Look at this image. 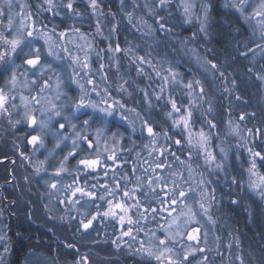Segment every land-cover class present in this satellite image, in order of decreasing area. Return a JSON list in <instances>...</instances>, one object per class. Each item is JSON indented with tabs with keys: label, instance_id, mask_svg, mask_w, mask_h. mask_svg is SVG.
<instances>
[{
	"label": "trees",
	"instance_id": "trees-1",
	"mask_svg": "<svg viewBox=\"0 0 264 264\" xmlns=\"http://www.w3.org/2000/svg\"><path fill=\"white\" fill-rule=\"evenodd\" d=\"M227 2L228 0H209L207 30L205 33H199L202 32L201 30L197 32L200 25L195 26V29L184 28L183 24H176L179 20L175 14L166 16L162 10H156L149 0H97L99 12L103 15L105 23L100 31H97L98 26L95 23H88L85 26L92 33V37L101 39L105 44L104 47L115 48L119 45L121 50L128 49L134 56L129 58L128 55H122L124 51H120L121 63L129 60L131 66L126 67L122 64L120 70L114 72L112 76L115 75L117 83L124 84L126 88V91L117 89L119 99L122 105L124 104L123 108H119V112L129 121L138 120L142 128V135H136L131 144L126 137L127 140L123 142L125 151L120 157L117 156L113 162L104 160L103 163L107 165L104 172L100 169L97 173L96 171L84 173L83 168H76L57 175L55 172L57 167L49 164V170L45 172L47 175L39 177L40 172L37 169L40 162L33 158L28 140L31 131L26 125L16 123L14 106L8 101L6 107L10 115L0 116V160L15 157L16 164L13 165L10 160L0 162V264H33L37 257H46L48 264L74 262L81 264L86 263L87 260L95 264H168L154 260V257L149 256L146 251H140L141 242L144 244L146 239L144 228L158 227L159 224L151 220L145 223L142 216L139 218L137 215L148 213L150 209L155 208L158 211L156 213L161 214L162 217L159 223L165 224L167 214L161 213L159 207L167 205V197L170 196L169 192L159 191L155 185L149 187L150 176L148 177L147 174L151 173V166L164 165L162 172L165 180L171 178L174 180L173 174L178 172L183 179H188L184 164L189 162L195 168L198 163L197 159L192 161L189 158L192 155L194 158L195 154L189 150L184 136L182 134L173 136L170 132V123L161 116L171 108L172 97H160L154 101L155 109L150 112L149 118L152 120L154 133L158 135L150 136L147 133L144 123L146 120L143 118L148 113L143 111L142 103V86H144L142 83L143 81L145 83L146 73L141 75V71H138L145 68V65L137 58L147 55L146 57L152 60V64L160 70L162 65L164 70L167 68L179 72L180 78L184 81L189 79L191 82H200L192 83L190 88L200 100V105L191 106L192 114L197 117L195 124L209 128L214 139L225 137V143H229L227 123L238 121V118L233 117L234 113L233 119L228 117L229 110L224 105L225 91L232 87V83L244 87L242 90L239 87L235 88L238 93L244 91V94L240 93L236 96L243 98L241 101L243 104L247 102L246 109L243 106L244 110L241 114L244 115V121L238 122L250 132L255 131L257 126L264 130V89L259 87L252 74L253 71L247 68L241 56L244 44L249 40V29L243 18L227 6ZM145 3H150V6H146ZM83 5L73 2L74 9H83L84 12L86 6ZM160 16L163 17L162 23L166 26V31L160 28L158 22ZM2 23L0 22V35L10 40L11 37ZM72 26L74 27V24ZM111 29L114 38L111 40L112 44L108 45L102 34L109 33ZM149 34L151 37H157L156 40L147 41ZM0 51L10 52V46L0 40ZM11 60L9 54L4 61H0L1 83L7 70L10 69ZM206 60L214 63L217 69L213 70L210 65L211 71L204 69ZM5 68L7 70H3ZM118 73H121L122 77L116 75ZM201 87L202 96L199 95ZM115 90L113 92L117 94ZM185 94V90L181 94L177 93V99L179 97L185 100ZM256 100L259 102L257 103ZM132 109L135 110L132 112H139L140 117L133 116L129 111ZM97 120L92 122V128L95 123L98 125ZM119 124L115 118L112 119L110 130L108 128L104 134L113 136L115 131L121 132L122 127L119 128L121 125ZM125 132V129H122V133ZM260 136L264 137V133ZM176 140H180V144H176ZM85 147L84 145V149ZM162 149H166L163 154H161ZM255 149L264 150L261 145L255 146ZM187 153H190V156L187 157ZM232 154L220 180L211 182L212 185L209 184L208 189L207 215L211 217L214 227L215 247L191 255L185 264H240L238 257L243 259L244 264H264V200L242 188L244 162L242 161V165L238 164L240 162L235 161L234 152ZM29 155L31 158L25 160ZM80 155L82 154L79 153L77 158L71 161L79 159ZM261 155L264 157V151ZM20 163L25 164L26 167V172L21 169L23 174L19 168ZM261 163L258 160L264 175V165L262 163L261 167ZM12 173L15 175V181L9 183ZM21 175L26 179L29 178V181L27 179L26 183L22 182ZM125 176L127 180L124 179ZM237 177L240 179L238 180ZM44 178H48L46 181H54L56 187L63 184L68 186L71 182H75L79 187L93 190L94 188L90 187L95 185L102 190L98 196L107 193L103 185L107 184L109 189H115L117 182L119 183V191H115L113 196L92 202L93 209L89 210L90 215L85 218L86 222L96 215L97 211L109 207L108 200H111L113 205L118 202L126 205L128 211L113 209L115 215L107 220L100 214L88 229H84L81 226V221L84 219L71 217L72 215L68 214L63 217L60 205L51 203L50 189L46 182L44 183ZM178 178L181 179L180 176ZM69 181L71 182L68 183ZM213 186L214 191H212ZM124 190L129 192L128 197L123 195ZM137 201L139 210L132 207ZM120 215L126 216L125 219L127 215L130 218L133 216L134 224L129 225L126 221L121 225ZM149 223H152V226L147 225ZM129 228L131 235L123 236L122 232L128 231Z\"/></svg>",
	"mask_w": 264,
	"mask_h": 264
},
{
	"label": "rangeland",
	"instance_id": "rangeland-1",
	"mask_svg": "<svg viewBox=\"0 0 264 264\" xmlns=\"http://www.w3.org/2000/svg\"><path fill=\"white\" fill-rule=\"evenodd\" d=\"M149 1L156 10H162L166 16L168 15L169 17L175 14L179 20L176 24H183L184 28L188 27L195 29V26L200 25L197 32L201 30L202 19L205 14V6L208 7L207 20L209 17V0H166L163 5L160 4V0ZM0 2H2V0H0ZM73 2L78 5L84 4L86 6L85 11L83 12V9L74 8L69 10L66 7L68 4L67 0H53V7L51 10H49V5L45 0H12V8L10 9L14 20V28L12 30L7 28V16L0 17L2 20L4 19V21L0 22L4 23L6 31H8L11 39L15 34V31L19 29L22 20L26 27L33 31V36L29 37V40L31 41L30 44L22 46V50L18 48L16 53H10L12 58L11 66L9 67L10 69L7 70V74L3 77L2 87L9 96L10 105L14 106V117L16 118V121H19L20 124L26 125L29 128V131H31L28 140H30L32 135L38 134L42 135L44 139V147L41 148L34 149V146L29 143L32 149L31 154L33 158L39 162L45 161L44 165H39V177L47 175L45 172L49 170V164H51L50 166L58 167L59 161L67 155L69 151H72V141L75 138L74 133L82 134L89 139L93 137V139H91L93 142V148L89 149L86 142L78 141V152L82 155H80L79 159L73 162L71 161L73 158H69L66 164L68 171L75 170L76 168H83L85 171L84 173H93L94 171L97 173L100 169L104 172L107 165L103 162L107 157L113 155L115 156V159L117 156L120 157V154L125 151L123 149V142L128 138L131 144L132 139L134 140L136 135H142L141 123L138 120L133 121L130 119L129 121L127 119H122V113L119 112V108H121L119 106L122 105L118 93V86L120 84L117 83L115 75L112 76L117 69L120 70L122 64L126 67H130V61L126 60L124 63H121V58L119 56L120 52L109 51V46L104 47L105 44L101 42V39L99 37H97V39L92 37V33L86 28L85 25L88 23H95L97 26L99 25L100 29H102L105 22L103 15L99 12L98 5L94 12L90 6V0H73ZM238 3L239 0H236V4ZM259 4L260 0H247L244 12L241 14L237 7L234 6L233 0H228L227 2V6L236 11L248 26L249 40L244 44V51H242V53H246V55L241 56L245 60L247 68H250L253 71L252 74H254V79L257 80L259 87L264 89V80L258 78L264 77V38L261 36L262 28H264V18L255 17L254 15L250 16V14L253 13V9H257ZM145 5L150 6V3H145ZM185 6H188L187 13L185 12ZM5 8L6 11H8L6 6ZM245 17L249 18L245 19ZM180 19L182 23L180 22ZM158 20L160 25L163 24L162 16H160ZM145 21L147 22L146 19ZM73 24L74 27L72 26ZM84 27L85 29H83ZM164 27L167 29L166 26ZM205 30H207V21ZM205 30H201L202 32L199 33H205ZM61 33H64V35H61ZM102 35L107 40L108 45L109 43L112 44L111 40L114 38L113 29H111L109 33ZM150 35L151 34L148 35V38L146 39L147 41L156 40L157 37H151ZM256 45H261V47L257 48ZM64 49H67V52H65ZM112 49L115 48L113 47ZM249 49H251V51H249ZM123 51L124 50L121 52ZM133 53H135V51ZM37 55L40 57L37 65H28L26 63L28 59L35 58ZM122 55H128L129 58L134 57L130 54L128 49L124 51ZM146 56L147 55L140 56L144 58V62L142 63L145 65V68H142L141 70V75L146 73V75H144L146 78L143 77L145 83L144 81L142 83L144 85L142 86L143 111L148 113L143 118L147 121L146 128L151 126L152 120L149 118V114L151 115L150 112L155 109L154 106L156 102L154 101L160 99V97H172V101H175L179 111H174L171 106L169 111L161 116L170 123V132L173 136L176 134H182L184 136L188 148H190L189 150H191L192 153L194 152L196 158L194 157V159L193 155L190 156V153H187V157L190 156L192 161L197 159L198 164L194 168L189 162H187L184 164V169L186 168L188 179H179L178 176H176L177 178L174 176V180L171 178L172 181L163 178L162 167L158 168L155 165L151 166L152 171L150 174H147L148 177L150 176L149 180H152L151 185H155L159 191L169 192L170 196L168 195L167 197L168 204L159 207L161 213L167 214L165 224L161 225L159 223L162 220L161 214H153L150 211L148 213L137 215L139 218L142 216V220L144 219L143 221L145 223L147 220H151L157 225L159 224L158 227L144 228L143 232L146 239L143 247L146 249L151 248L154 251V260H156L155 256L160 255V252L163 251V247L173 248L174 251L178 253V256H173V259L182 258L185 252L197 249V251L190 252V257L191 255L200 252L198 249L202 248L205 251L207 248L215 247V238L213 234L214 227L212 221L209 220L208 215L204 214L199 205L203 203L205 208L208 207L207 204L209 201L207 197L209 194V184L214 180H220V176L224 174V169L228 166L233 152L235 161H237V163L240 162L238 164L242 165V161L244 162L242 165L244 168V182H242V184L239 182L242 185V188L257 196H260V192H264V175L258 165V160L264 165V157L261 155L264 150L255 149V146L258 145H261V148L264 149V137L260 136L261 133H264V130L257 126L255 131L252 130L250 132L238 122L244 121V118L241 119V114L247 102L243 104L241 102L243 98L239 97V99H237L238 96H236V94H244V91L238 93L235 88L239 87V85L235 86L236 83H232V87L225 91L224 105L227 107V110H229L227 111V113L229 112L228 117L232 118V114L234 113L233 117L238 118V121L235 122V120H233L227 123V135L230 137H228L230 140L229 143H225V137L222 139L218 137L214 139L209 128L195 124L197 117H194L192 114L191 106L200 105V100L198 97L196 98L194 90H191L188 87V84L191 83V81L189 79L187 81L181 79L179 72H176L174 69H171L170 73L169 69L165 68L164 70L162 65H160L162 69L160 70L155 64H152V60H149ZM72 57H78V60L74 61ZM187 59H189V57H187ZM140 62H138V65H140ZM85 65L87 66L85 67ZM101 65L104 66L103 70H101ZM203 67L204 69L211 71L209 65ZM148 68L149 74H147ZM152 72L153 76H151ZM13 73L16 75V81L14 84L11 82V76ZM172 73L175 74L174 77ZM105 74L107 76L106 80L103 78ZM116 75L122 77L121 73ZM164 77H168L167 81H165ZM89 79L94 81L93 85L87 83ZM240 81L243 82L242 79H240ZM45 82H47L46 86ZM80 85L84 86L83 91L81 90ZM94 86L97 91H92ZM42 88L43 91H41ZM105 88L108 89L107 93L103 91ZM243 88L239 87L241 90ZM114 90L118 95L113 92ZM184 90L187 94L184 96L187 101L179 99V97L177 99V93L181 94ZM145 91L147 92V98L145 97ZM85 93H87V95H84ZM82 95L84 96L85 104H96L98 105V108L93 109L92 107H86L77 110L75 105ZM33 97H36L40 101L38 105L32 99ZM105 100H107L106 104L104 103ZM177 100H180V102ZM256 102L258 103L259 101L256 100ZM142 103H140V105H142ZM53 105L56 106L55 110L59 111L61 116H53ZM108 106H112L115 109L112 116H106L105 113L99 111L100 108ZM26 112L30 115H35L38 121H48V118L51 116L52 120L49 121V128L41 132V129L38 126L29 125L25 119ZM189 112L191 113L190 117L188 116ZM131 113H133V116H137V112L131 111ZM138 116L140 117V115ZM93 117H95L96 120L98 119L97 121L99 125L98 126L95 123L94 128H92V124L95 120L92 119ZM182 117L187 119V124L182 120ZM114 118L117 120L118 124H121H119V128L122 127L120 129L121 132L115 131L113 136L110 134L105 135L104 132L108 131V128L110 130V121ZM84 120H89L90 126H85L83 124ZM245 122H247V120ZM59 124H64L65 128L59 129ZM72 125L76 126L75 129H73ZM106 126L108 127L105 128ZM95 128L99 129V134H97V129ZM122 129H125L126 131L124 134L122 133ZM56 130H59V135L53 134ZM60 136H66L68 139L62 141L61 147L57 149L54 154L49 155ZM98 136L99 138H97ZM128 136H130L131 139ZM84 145L86 146V149H84ZM221 149L224 151L221 152ZM249 149L251 151H249ZM257 152L260 153V156H253V153ZM97 156H99L102 163L96 168L87 169L82 165L78 166V161L80 159H96ZM26 157L27 159L25 160L31 158L30 155ZM75 158H77V155L74 159ZM6 159L12 162L15 161L12 164H16L15 157ZM109 161L113 162L114 160ZM253 162L255 163V168L252 167ZM217 165H221V167H217ZM19 168L20 171L24 170L26 172L25 164L20 163ZM189 168H191V171H189ZM250 169L251 171H249ZM23 173L24 172L22 171L21 174ZM145 173L147 172H144V174ZM156 177H162V180L157 181L155 179ZM168 177L170 178V176ZM23 178L24 176L21 175L22 182L26 183L27 179V181H29V178ZM237 178L238 180L240 179L239 177ZM46 179L44 180V183L46 182L48 189H50L49 199L52 204L54 202L56 205H60L63 212L62 216L64 217L67 214L72 215L71 217L75 216L84 219L82 221L86 223L87 219L85 218L89 217V210L93 209L92 202L94 200H100L98 194L102 190L95 186L92 191L96 192V198L81 196L80 193L73 195L76 187H79L75 182H68H71V184L68 185L71 186L70 188L67 184H63L53 189L51 185L55 182L51 180L46 181ZM13 181H15V175L12 173L9 183ZM201 181L204 183L202 184ZM174 183L179 184L180 190L185 192L186 198H184L182 202L178 200L175 206H171L170 199L175 198L171 191L174 187ZM253 183L258 187L255 189L251 187L250 185ZM59 184L57 183V185ZM213 188L214 186L212 187V191ZM85 190L89 191L87 187ZM201 193H204L203 197L201 196ZM103 196H105V199L110 198L107 193L106 195L103 194ZM175 196H178V191L175 193ZM262 200H264V198H262ZM173 208L175 210H173ZM108 210L109 207L102 209V211H97V213L103 214ZM189 210L194 214V219L190 218ZM181 213H184V215L181 216ZM97 218H99V216H97ZM105 218L106 220L110 219V216ZM126 219L124 222L131 219V224H134L133 216L130 218L129 215H127ZM173 219H176L175 224L172 223ZM147 225L152 226V223ZM193 228L200 229L198 239L189 241L187 235ZM153 233L155 235H153ZM205 233L207 234L206 237ZM168 234L175 239H166ZM161 239L166 240L164 246L159 245V240ZM167 255L168 254L165 253V256ZM162 261L168 263L164 257H161V260L158 262ZM73 264L77 263L74 262ZM81 264L95 263L87 260L86 263Z\"/></svg>",
	"mask_w": 264,
	"mask_h": 264
},
{
	"label": "snow or ice",
	"instance_id": "snow-or-ice-1",
	"mask_svg": "<svg viewBox=\"0 0 264 264\" xmlns=\"http://www.w3.org/2000/svg\"><path fill=\"white\" fill-rule=\"evenodd\" d=\"M45 2L49 5V10H51V8L53 7V0H45ZM165 2H166V0H160V4L161 5H163ZM246 3H247V0H239V3L236 4V0H233L234 6L237 7V9L241 12V14H243V12H244V7H245ZM5 6L7 7L8 11H6ZM90 6H91L92 10L95 12V10L97 8V0H90ZM66 7L69 10H72V8H73V0H69V2L66 5ZM11 8H12V0H2V2H0V17L7 16V28L9 30H12L14 28L13 15H12V13L10 11ZM149 11H151V10H149ZM185 12L186 13L188 12V6H185ZM207 12H208V7L205 6L204 7V13L205 14H204V17L202 19V24H201V30L202 31L205 30V25H206V21H207ZM252 15H254L255 17L264 18V0H260V4L258 5V8L257 9H253V13L250 14V16H252ZM129 17H131V13H129ZM248 18L249 17H245V19H248ZM160 28H161V30H165V31L167 30V29H165L163 24L160 25ZM97 31H100L99 25L97 27ZM61 35H64V33H61ZM32 36H33V31L29 30L26 27V25H25L23 20L21 21L19 29H17L15 31V34L13 35L12 39L9 40L6 37H4L3 35H0V40H2L5 45H9L10 46V52L0 51V61H4L5 57L8 56L10 53H16L18 48L22 50V46H26L27 44H30L31 41L29 40V37H32ZM261 36H262V38H264V28H262ZM256 47L259 48V47H261V45H256ZM64 51L67 52V49H64ZM109 51L120 52L122 50L119 47V45H117L115 47V49H112L111 46H109ZM249 51H251V49H249ZM69 55H71V54H69ZM241 55H246V53H241ZM39 59H40V57H39V55H37V56H35V58L28 59L26 61V63L28 65H37L38 62H39ZM72 59L74 61H76V60H78V57H72ZM137 59H139L141 62H144V58L143 57H138ZM205 63H206V65H210L213 70L217 69V66L214 63H212L211 61H207L206 60ZM86 66L87 65H85V67ZM100 67H101V70H103L104 66L101 65ZM3 70H7V69L5 68ZM117 70H119V69H117ZM138 71H141V69H138ZM169 72L171 73V69H169ZM158 75H159V73H158ZM172 75H173V77L175 76L174 73H172ZM221 76H223V73H221ZM103 78L105 80L107 79L106 74L104 75ZM258 78L264 80V77H258ZM164 79H165V81H167L168 77H164ZM15 81H16V75H15V73H13L12 76H11V82L14 84ZM87 83L89 85H93L94 81L92 79H89L87 81ZM126 83H127V81H125V84ZM192 83L199 84L200 82L199 81H194V82L189 83L188 84L189 88L192 87ZM46 85H47V82H45V86ZM80 87H81V90L83 91L84 86L80 85ZM118 87H119V90L126 91V88H125L124 84H121ZM41 91H43V88L41 89ZM92 91H97L95 86L92 88ZM103 91L105 93H107L108 89L105 88V89H103ZM84 95H87V93H85ZM199 95H201V96L203 95V88L202 87L200 88ZM145 97L147 98V92L146 91H145ZM6 99H7V97L3 93V90L0 89V116L10 115L8 113L7 107L5 106ZM32 99L35 101V103L37 105L40 103V101L36 97H33ZM237 99H239V97H237ZM104 103L106 104L107 100H105ZM171 106H172V109L174 111H176V112L179 111V109L177 108V105H176L174 100L171 101ZM75 107L77 108V110H79L81 108H86V107H92L93 109H97L98 105H96V104H85L84 96L82 95L79 98V100L76 102ZM121 108H123V105H121ZM55 109H56V106L53 105L52 106L53 116H55V117L61 116V113L59 111H56ZM99 111L105 113L106 116H112L114 114L115 109L112 106H108V107H105V108H100ZM129 111H135V110L132 109V110H129ZM209 111H211V108H209ZM137 115H139V113H137ZM190 115H191V113L189 112L188 116L190 117ZM251 115H255V113H251ZM243 118H244L243 115H241V119H243ZM25 119H26V121H27V123L29 125L38 126L41 129V132H43L45 129L49 128V121L52 120V117L50 116L48 118V121H45V120H39L38 121L36 119L35 115H30L29 113L26 112L25 113ZM92 119H95V117H93ZM122 119H127V117H123L122 116ZM182 120H184L185 124H187V119L186 118L182 117ZM16 123H19V121H16ZM144 123L147 124L146 121ZM83 124L85 126H90V121L89 120H84ZM72 127H73V129H75L76 126L72 125ZM64 128H65L64 124H59V129H64ZM147 131H148L150 136L158 135V134L153 132V128L151 126L147 127ZM53 134L54 135H59V130H56V132H54ZM97 134H99V129H97ZM165 135H166V133H165ZM74 137L75 138L72 141V151H69L67 153V155H65L59 161V166L55 169V172H56L57 175H59L60 173H63V172H67L68 169L66 167V164H67L69 158H74L76 155L79 154V152H78V148H79L78 141L86 142V144H87L89 149L93 148V142L87 136H84V135L78 134V133H74ZM67 139H68V137H66V136H60L59 139L56 141V144L54 145L52 151L49 153V155L54 154L55 151L61 147L62 141L67 140ZM29 143H31L34 146V149L35 148L44 147V139H43L42 135H39V134L38 135H32L30 140H29ZM175 143L176 144H180V140H176ZM164 151H166V149H162L161 150V154H163ZM223 151L224 150L221 149V152H223ZM249 151H251V150L249 149ZM253 156H260V153H258V152L257 153H253ZM46 159H47V157H46ZM107 159L115 160V156L114 155L113 156H109V157H107ZM44 163H45V161H40L41 165H44ZM101 163H102V161L99 159V156H97L96 159H80L78 161V166L82 165V166H84L87 169H94ZM181 163H183V161H181ZM157 167L158 168L164 167V165H157ZM217 167H221V165H217ZM252 167L255 168V163L254 162H253V166ZM37 170L39 171V169H37ZM189 171H191V168H189ZM249 171H251V169ZM173 175L174 176H180V178L183 179V177H182V175L180 173H174ZM124 179L127 180V177L125 176ZM137 179H139V178H137ZM155 179L157 181H160V180H162V177H156ZM151 183H152V180H149V187L151 186ZM201 183L203 184L204 182L201 181ZM209 183H210V181H209ZM250 186L253 187L254 189L258 187L254 183L251 184ZM51 187L53 189H55L56 188V184L53 183L51 185ZM68 187L70 188L71 186H68ZM102 187L106 190L108 196H112L115 191H119V183L118 182L116 184V188L115 189H109L107 184L103 185ZM93 188H95V185H93ZM171 191L173 192V195L175 197V198H171L170 199V205L171 206H175L177 204L178 200H180L182 202L183 199L186 198V194H185V192L183 190H180L179 184H175L174 183V187H173V189ZM177 191H178V196H175V193ZM76 193H80L81 196H87V197L96 198V192L95 191H92V190L86 191L84 187H76L75 192H73V195H75ZM123 195L125 197H128L129 196V192L127 190H124ZM201 196L203 197L204 193H201ZM260 196H261V198H264V192H260ZM98 198L100 200H104L105 196L101 195ZM212 199H214V197H212ZM108 204H109V210L105 211L102 214L105 217L114 216L115 212L113 211V209H119L121 212H127L128 211V207L126 205L122 204V203L118 202V203H115L113 205V202L111 200H108ZM199 206L203 210L204 214L207 215L208 214V208H205L203 203H201ZM132 207H136L139 210V202L137 201V203L132 205ZM173 210H175V209L173 208ZM150 211L153 214H155L157 210L155 208H152V209H150ZM98 215H100V213H97L96 215H93L91 217V219H89L86 223L81 221L82 227L84 229H88L92 225L93 221L97 218ZM180 215L183 216L184 213H181ZM189 216H190V218L194 219V214L191 213V210H189ZM208 218H209V220H211L210 216ZM145 219H146V216H145ZM124 220H125V217L121 216L120 217L121 225L124 224ZM131 223H132V221H131V219H129L128 220V224L130 225ZM172 223L175 224L176 223V219H173ZM170 227H171V225H170ZM199 231H200L199 228H193L192 231L188 233L187 239L189 241L197 240ZM122 235L123 236H130L131 235V228H129L128 231L122 232ZM153 235H155V234L153 233ZM206 236H207V234L205 233V237ZM166 239L173 240L175 238L172 237L170 234H168L166 236ZM165 243H166L165 239L159 240V245L160 246H164ZM118 246L119 245H117V247ZM67 247H73V246L72 245H67ZM230 247H231V245H229V248ZM5 250H7V249H5ZM140 251H146L149 256L155 255L154 251L151 248L145 249L143 247V242H141ZM191 251H197V249L190 250V252ZM198 251H200L202 253V252H204V249L201 248V249H198ZM190 252H185V254L183 255L182 258L173 259V256L174 255L178 256V253H176L173 248L163 247V251L160 252V255H156L155 258H156L157 261H160L161 257H164L168 261V264H185V262L189 258ZM165 253H167L168 255L165 256ZM237 259L239 260L240 264H244V261H243V259L241 257H238ZM33 264H48V260H47L46 257H37L33 261Z\"/></svg>",
	"mask_w": 264,
	"mask_h": 264
},
{
	"label": "flooded vegetation",
	"instance_id": "flooded-vegetation-1",
	"mask_svg": "<svg viewBox=\"0 0 264 264\" xmlns=\"http://www.w3.org/2000/svg\"><path fill=\"white\" fill-rule=\"evenodd\" d=\"M3 85H2V83H1V80H0V87H1V89L3 90V87H2ZM3 93L5 94V96L7 97V99H6V102H5V106H6V104L8 103V101H9V96H8V94L3 90Z\"/></svg>",
	"mask_w": 264,
	"mask_h": 264
},
{
	"label": "water",
	"instance_id": "water-1",
	"mask_svg": "<svg viewBox=\"0 0 264 264\" xmlns=\"http://www.w3.org/2000/svg\"><path fill=\"white\" fill-rule=\"evenodd\" d=\"M0 89H1V87H0ZM8 159H6V158H4V159H1L0 160V162H5V161H7ZM15 161H13V163H14Z\"/></svg>",
	"mask_w": 264,
	"mask_h": 264
}]
</instances>
